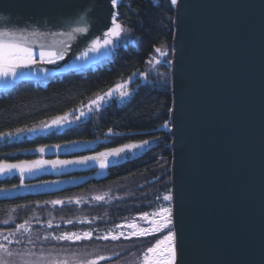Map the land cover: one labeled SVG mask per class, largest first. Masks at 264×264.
<instances>
[{"label":"water","instance_id":"water-1","mask_svg":"<svg viewBox=\"0 0 264 264\" xmlns=\"http://www.w3.org/2000/svg\"><path fill=\"white\" fill-rule=\"evenodd\" d=\"M178 2L189 5L178 30L183 59L174 88L179 120L173 164L184 253L192 264H264V0ZM116 11L111 0H0V29L88 28L72 38L57 37L69 47L64 60L21 69L36 74L7 87L0 81V91L19 81L84 70L110 56L111 46L76 59L102 37ZM127 154L111 158L108 169L124 164ZM98 172L96 181L106 178L107 170Z\"/></svg>","mask_w":264,"mask_h":264},{"label":"trees","instance_id":"trees-1","mask_svg":"<svg viewBox=\"0 0 264 264\" xmlns=\"http://www.w3.org/2000/svg\"><path fill=\"white\" fill-rule=\"evenodd\" d=\"M117 13L118 22L130 30L133 40L127 43L126 47L124 45L114 51L109 56L110 63L107 66L95 72L72 73L61 79L50 80L46 87L22 83L13 90L8 89L0 93V132H8L25 126L33 127L42 120L79 109L82 103L88 104L93 93H102L118 83L134 80V87L127 82L128 90L133 93H130L132 96L128 102L120 105L118 100L113 101L105 107V111L97 113L95 117L91 116V120L87 119L88 122H84V125H77L79 128L75 127L66 133L49 137L51 145L64 144L68 140L94 143L77 149L76 154L71 157L62 156L66 151H58L52 152V158L47 159H75L77 156L102 151L105 147L149 140V145H146L143 151L135 155L128 153L124 164L110 168L107 177L98 182L94 180V175L100 169L95 164L91 165V172L87 174L81 169L74 170L72 166H68L67 170L62 169L66 171L59 172L57 178L49 175L41 179L38 185L24 183L32 186L23 187L24 191H18L21 187H12L20 184L17 176L7 181L0 180V189H10L9 192H0L4 195L16 193L15 198L0 200V231L6 233L13 230L15 224L23 222L24 219L30 221L34 233L47 231L59 234L64 231L83 232L91 229L94 230L92 240L65 246L73 252H98L112 257L108 261H100L99 264L139 262L142 253L164 235L160 233L144 239L119 242L95 239L97 234L102 235L109 229L113 230L115 225L126 223L144 212L154 211L159 205L157 197H162L171 190V168L174 162L173 139L165 128L158 127L165 120L170 121L169 110H172L174 104L172 88L168 77L165 80L159 79V76L148 72V68L149 61L157 54L156 47L163 46L164 51L172 55L176 35L175 5L171 4V0H122ZM161 68L170 71V67ZM140 73H144L147 79ZM109 128L120 135H109ZM153 136L159 139L153 140ZM35 142L23 138L18 140L17 144H5L0 147V159H8L10 162L17 159H38L27 156L30 151H26L42 143ZM7 153L12 155L7 156ZM79 179H82L81 182ZM68 180L74 182L65 184L62 194L53 195L47 193V190L46 193L43 192L47 185L43 181ZM133 182L142 185H133L128 193L123 185ZM14 190L17 192H13ZM105 193L108 194L105 201L92 200L93 196ZM77 199L82 202L75 203ZM52 200H62L65 203L56 206L45 203ZM69 200L73 202L68 203ZM38 215H41L40 219L33 220V217ZM5 219H9L8 224L3 223ZM49 219L52 220V228L47 226L46 221ZM68 220L73 223H67ZM13 247L20 249L19 245Z\"/></svg>","mask_w":264,"mask_h":264},{"label":"snow or ice","instance_id":"snow-or-ice-1","mask_svg":"<svg viewBox=\"0 0 264 264\" xmlns=\"http://www.w3.org/2000/svg\"><path fill=\"white\" fill-rule=\"evenodd\" d=\"M159 2V0H157ZM178 0H171L172 5H177ZM118 5V0H111V6L115 9ZM37 7L44 5L37 4ZM118 14H111V26L107 31L103 32L102 37L97 36L92 39L91 44L88 45L83 51L80 52L77 60H87L90 58V54H98L101 49H108L116 41L120 40L129 29L125 28L118 22ZM81 22H85V18H80ZM88 28L74 27L69 32H39V31H12L9 29H0V81L4 82L5 87L9 82H15L18 78H23L27 75H35L32 73H24L21 69H34L37 65L45 64H57L59 61L64 60L69 51V47L66 42L57 37L67 36L73 37L74 33H86ZM52 37L51 44H46L44 41L48 37ZM34 46L39 48V55L37 56ZM155 51L166 57L167 53L164 51L163 46L156 47ZM163 62L171 64V60H164ZM151 64L152 61H149ZM157 64L161 63L160 60L156 61ZM40 73L47 74V70L43 67L40 68ZM135 75V73L133 74ZM140 75L147 76L144 73ZM127 83V82H125ZM118 94L119 99L123 100L130 95L125 84H116L114 88H109L107 92L93 93L92 97H89L88 104H81L79 109H73L71 112H65L62 115H56L49 120H42L38 126L33 127H21L16 128L13 131L0 132V140L19 138L24 133H37V132H51L52 130L59 131L66 126L76 124L82 117L101 109L105 104ZM87 109V112L84 110ZM172 111L171 109L169 110ZM78 112V114H77ZM71 117V119L69 118ZM163 127L172 130V122L165 120ZM108 134L112 136L120 135L115 133L111 128L108 129ZM107 135L105 139H107ZM159 137L153 136V140H157ZM93 141H79L68 140L62 144H42L34 149H27L26 151H34L40 154H44L46 151L53 150H65L71 151L81 145H90ZM149 140H140L138 142H129L121 144L118 147H105L102 151H94L91 155L77 156L75 159H44L43 155L39 159L34 160H21L17 159L15 162H10L8 159H0V176L10 175L12 173H18L20 176V184L13 185V188L20 187H32L24 184V177L26 174H35L42 169H66L68 166L75 165H88L92 162L98 165L99 169L104 170L109 166V158L120 157L124 153L132 152L136 149H143L146 145H149ZM7 156H11L12 153H7ZM44 184H55L59 181H43ZM3 192H9L10 189H0ZM108 194L96 195L92 197V200L97 202L105 201ZM161 197H157L160 200ZM174 195L172 190H168L166 194L162 196L161 203L156 206L155 210L151 213L144 212L140 215L139 219L145 222L149 226H140L133 221L132 223H126L124 225L131 231L125 235L123 231L118 234H114L109 229L106 234H97L95 239L97 240H112L117 241L122 237L123 239H131L133 237H144L151 234L160 233L166 231V234L155 241V243L146 249L142 253L140 264H180V241L179 232L176 229L174 218V206L172 204ZM69 200L68 203H72ZM80 199H77L75 203H81ZM53 206L63 205L65 202L62 200H52L49 202ZM19 207V206H18ZM35 218V217H33ZM4 224L9 223V219L3 221ZM48 228H52V220L46 221ZM67 223L72 224V220H68ZM58 227V226H57ZM121 225H115L116 229L121 228ZM94 230H86L83 232L78 231H64L59 234L55 232L34 233L30 221L24 219L23 222L15 224L13 230L0 231V264H99L100 261H108L112 257L99 254L98 252H73L69 251L71 245L78 244L83 241L93 239ZM68 246H65V245ZM19 245L20 249L16 250L13 246ZM48 245L49 247H45ZM119 255V254H115Z\"/></svg>","mask_w":264,"mask_h":264},{"label":"bare ground","instance_id":"bare-ground-1","mask_svg":"<svg viewBox=\"0 0 264 264\" xmlns=\"http://www.w3.org/2000/svg\"><path fill=\"white\" fill-rule=\"evenodd\" d=\"M121 1L122 0H118V2H119L118 5H120ZM188 6L189 5L186 4V3H185V5H182L180 2H178L177 5H175V9H176L175 27H176V30L177 31L178 30H181V25L183 23V20L185 19L184 18V14H185L184 12L187 11ZM117 8H118V6H117ZM132 38H133V36H132ZM181 39H183V36H182V34L180 36V31H178V33H176V35H175L176 52H172L173 60H174L173 61V65H174L173 68H174V70L172 71L173 73H170V74H172L171 76H173L174 87H175V78L178 76L179 70L182 69V59H183V53L182 52L183 51H182V48H181L182 47V45H181ZM122 46L126 47L127 45L126 44H122V45L118 46L117 49H115L114 51L118 50ZM172 55L171 56L168 55L169 56V60H171ZM109 63L110 62H109V57H108L107 59L101 60L97 64H94L90 68H87V69H84V70L83 69H80V70L69 71V72H67L65 74L54 76L51 79H48L47 81H45V80H41V81L40 80H34L33 81L32 80V81H27V82H24V83H31V84H34L36 86L37 85H40V86L46 87L47 84H48V82L50 80H55L57 78L58 79H61V78L65 77L67 75H70L72 73H75V74L82 73L83 74V73H87V72H95L98 69H102L103 67L107 66ZM127 82H128V84L131 87H134L135 86V84H134L135 82H134L133 79H130ZM20 84H22V83H19L17 85H14L13 87H11L9 89L13 90L14 87H18ZM120 84L128 85L125 82L120 83ZM7 90L0 91V93H3L5 91H7ZM104 92H107V91H104ZM101 94H103V92ZM175 96H176V93L173 92V99H175L174 98ZM103 111H105V106H103L99 110H95L94 112L90 113L89 114V117L87 119L88 120L89 119L91 120V116L92 117L93 116L95 117L97 115V113H101ZM178 120H179V108L176 107L175 101H174V104L172 106V111L170 113V121L174 125L173 126L174 127L173 128V134L170 135L171 138L173 139V144H172L173 151H174V143H175V140L174 139L176 138V135H177L176 134L177 133V129L175 127H176V123L178 122ZM86 121L87 120L82 121L81 123H83V124H81V123H79V124L82 126V125H84V122L86 123ZM79 124H77V125L79 126ZM38 125H36V126H38ZM77 125L71 126V127H66L63 130H61V131H52V132H44V133H42V132L27 133L29 136L28 137H25V138L31 139L32 141H36L35 143H37L38 141L39 142L41 141L42 143L40 145H42V144L51 145V140L49 139V137H52V135H54V134L56 135L57 133H66L67 131H69L72 128H75V127L76 128H79ZM18 140H20V139L12 138V139H3V140H0V147L3 146V145H5V144H8V145L17 144V141ZM83 147H85V145H81V146H79V147H77V148H75V149H73L71 151H66V152H64L62 154V156H64V157H71L73 154H76L77 149H80V148H83ZM143 150L144 149H136L134 151L135 152H139V151H143ZM60 151H65V150H60ZM52 152H55V151L54 150L53 151H46L44 154H40L38 152L30 151L29 153H27V156H30V157L32 156V158H38L39 159L41 157V155H43V158L44 159H47V158H52L51 157V153ZM173 154H174V152H173ZM72 169H74V170L81 169V171L83 173H85V174L89 173V171H90L89 167L88 166H85V165H76V167L75 166H72ZM109 169L106 168V169H104L102 171H106L107 170V172H104L105 175H106V174H108V170ZM66 170H67V168H66ZM66 170H62V169H55V170H53V169H50V168H48V169H42V170H40L39 172H37L35 174H31V175L26 174L25 177H24V183L25 184L30 183L32 185H38L40 183L41 179L45 178L46 176L48 177L49 175H52V176H55L57 178L59 176V172L60 171H66ZM171 173H172V177H171L170 183H171V190H172L173 195H174V218H175L176 229L179 232V241H180V249H181V252H180V264H192L193 263L192 260H190V258H186V256H185V253H184V245H183L182 237H181L180 230H179V222H181V220H180V214H181L180 213V195H179V187H178V181L177 180H176V184H175V178L174 177H175V175H178V173H177V171H176L177 174L175 173L174 164H173V166L171 168ZM98 175H99V172H97L94 175V180L95 181L98 178L97 177ZM13 176H17L20 179L19 174L14 172V173H12L10 175L0 176V180L1 181H7V180H9V178H11ZM81 180L79 182H81ZM102 180H104V178ZM72 182H74V181L73 180H68V182H59L58 185L47 184L46 187H44L45 189H43V192H45L47 190V193L49 192V193H51L53 195L62 194V193H64V190L62 189V187H65V184H70ZM18 191H24L23 187H21L20 190H18ZM13 192H17V190H14ZM25 194L28 195L27 193H25ZM15 195H16V193H9V194H5L4 195V193L0 192V200H6V199H9V198H15ZM42 204H45V203H42ZM51 208H52V206H51Z\"/></svg>","mask_w":264,"mask_h":264},{"label":"rangeland","instance_id":"rangeland-1","mask_svg":"<svg viewBox=\"0 0 264 264\" xmlns=\"http://www.w3.org/2000/svg\"><path fill=\"white\" fill-rule=\"evenodd\" d=\"M118 4H119V2H118ZM118 6V5H117ZM116 10H117V7H116ZM116 13H117V11H116ZM129 42H132V34H131V32L130 31H128L126 34H124V36L120 39V40H118V41H116L112 46H111V54L113 53V51L115 50V49H117V47L118 46H120V45H122V44H127V43H129ZM173 52H176V47H175V43H174V47H173ZM109 57V56H108ZM107 57V58H108ZM107 58H105V59H107ZM105 59H103V60H105ZM157 60H160L161 61V63H159V64H157L156 63V61ZM164 60H169V56L167 55L166 57H161V55L159 54V53H157L154 57H152V59H151V61H152V63L150 64L149 63V68H148V72H150V73H153V74H155L156 76H159V77H157V78H159V79H162V78H164V80H165V78L166 77H168V83H169V85L171 86V88H172V92H174L175 90H174V82H173V76H171L172 74H170V73H173L172 71L174 70V65H173V55H172V57H171V61H172V63L171 64H169V63H165V62H163ZM98 63V62H97ZM170 67V71H167L166 69L164 70L163 68H161V67ZM65 73H67V72H65ZM65 73H58V74H54V75H51V76H48V77H46L45 79H40V81L41 80H45V81H47L48 79H51L52 77H54V76H57V75H62V74H65ZM27 81H32V80H25V81H19V82H17V83H15V85H17V84H19V83H24V82H27ZM34 81V80H33ZM126 86V88H127V85H125ZM127 90H128V88H127ZM129 91V90H128ZM130 92V91H129ZM131 94H133L132 92H130ZM129 95L127 98H125V99H123V100H121V99H119V96H118V94H116V96H114L110 101H109V103H107V104H105L104 106L106 107V106H108L110 103H112L113 101H119L120 103V105H122V104H124V103H126V102H128V100L131 98V96L132 95ZM89 103V102H88ZM86 112H87V109H84ZM78 114V113H77ZM89 117V114L88 115H86L85 117H82L81 118V120L79 121V122H77L76 124H73V125H70V126H66V127H71V126H75V125H77V124H79V123H81L82 121H85V120H87V118ZM70 119H71V117H69ZM174 125L172 124V130L171 131H169L168 129H166L169 133H170V135L172 134V132H173V127ZM65 127V128H66ZM61 130H63V129H61ZM61 130H59V131H61ZM52 131H56V130H52ZM51 131V132H52ZM42 133H44V132H42ZM29 135L27 134V133H24V134H22L19 138H16V139H23V138H25V137H28ZM174 152V151H173ZM144 181V180H143ZM133 185H139L140 187H141V183H136V182H133L132 184H127V185H123V188H125L126 190H127V192L129 193L130 192V190L133 188ZM139 187V188H140ZM150 195H152L151 193H150ZM163 196V195H162ZM161 203H166V202H163L162 201V197H161V199L159 200V204H161ZM172 204H173V206H174V200H173V202H172ZM40 217H41V215H38V216H36L33 220H38V219H40ZM139 217L140 216H137L136 218H134V219H132V220H128L126 223H132L133 221H135L136 223H138L140 226H149V225H147L145 222H143V221H141L140 219H139ZM126 223H123V224H121V228H119V229H116V228H114L112 231H113V233L114 234H118L119 232H121V231H123L124 233H125V235H127V233L129 232V231H131L130 229H128L127 227H125L124 225H126ZM166 231L167 230H165V231H162V232H160L161 234H166ZM160 233H156V234H151V235H147V236H144V237H138L139 239H144V238H147V237H150V236H155V235H160ZM104 234H106V233H104ZM103 235V234H102ZM163 235V236H164ZM162 236V237H163ZM93 237H94V234H93ZM161 237V238H162ZM137 237H133V238H131V239H127V240H132V239H136ZM122 240H125V239H123V237L120 239V240H117V241H113V242H119V241H122ZM87 241H90V240H87ZM104 241V240H103ZM108 241H112V240H108ZM141 258H142V256H141ZM125 263V262H124ZM132 264H140V260H139V262H133Z\"/></svg>","mask_w":264,"mask_h":264}]
</instances>
